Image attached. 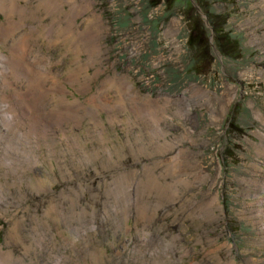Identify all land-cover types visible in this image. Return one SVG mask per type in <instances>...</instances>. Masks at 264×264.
<instances>
[{
	"label": "rangeland",
	"instance_id": "obj_1",
	"mask_svg": "<svg viewBox=\"0 0 264 264\" xmlns=\"http://www.w3.org/2000/svg\"><path fill=\"white\" fill-rule=\"evenodd\" d=\"M93 1L105 32L94 66L68 42L48 37L30 41L31 57L45 59L29 72L21 43L11 50L0 41V246L17 264H89L88 248L96 264H152L136 254L152 245L170 250L172 260L159 259L165 264H264V0H210L214 13L229 16L225 30L243 49L238 61L214 53L205 75L192 69L183 4L166 10L149 0ZM11 4L0 0V26ZM19 4L37 8V0ZM56 12L38 17L51 25L62 20ZM99 68L104 73L94 79ZM114 74L128 77L140 95L170 98L160 126L171 148L155 149L129 123L133 114L113 110L112 118L94 106L92 95ZM115 89L107 88L113 101ZM235 105L242 130L226 133ZM73 110L77 116L67 117ZM181 159L205 179L179 175L193 184L178 185V196L159 206L152 196L136 197L149 170L162 175ZM211 199L208 214L201 212L197 206Z\"/></svg>",
	"mask_w": 264,
	"mask_h": 264
},
{
	"label": "bare ground",
	"instance_id": "obj_2",
	"mask_svg": "<svg viewBox=\"0 0 264 264\" xmlns=\"http://www.w3.org/2000/svg\"><path fill=\"white\" fill-rule=\"evenodd\" d=\"M19 1L20 0H12V4L7 9V12H3L5 14V17H6V22L4 25L0 26V41L4 42L5 46L8 45V47H10L11 50H13L15 44L21 43V45L23 46L21 48L24 50V52H26L23 57H24V59L28 58L27 59V66H29L28 67L29 72L31 70L33 71L34 65L36 67V65L40 64L41 61H43L45 59L42 55H38V53L35 54L36 57H31V55H30L33 53V51H31L32 49L30 47V43H31L30 41H38L39 38L48 40V37H49V38H53L55 42H60V41L68 42L70 44V48L73 50L74 54H75V52H78V53H82V54L86 55V57H87L86 65L87 66H94L95 62H98V57L102 53L100 40L104 38L105 32H104V25H103L101 18H100V14L96 13V11L93 9V6L95 4L93 0H37V8L35 10H32L26 6L20 5ZM23 1L28 2L29 0H23ZM64 5L68 6V10H64ZM3 6H5V5H3ZM2 7H0V10L3 9ZM6 8H7V6H6ZM55 11H57L56 13H60L63 11V16L60 15L61 16L60 19H62V20L61 21L56 20L53 23H51V25H45L43 23L41 17H38V14H42L46 17H50V15L55 13ZM80 18H84V20L82 22L83 25H81V26L77 25V20ZM29 20L37 21L38 26L34 27L33 25L32 26L29 25V23H28ZM53 26H56L57 29L55 28V30H54ZM34 35H36V36H34ZM13 38H15L14 42H12V40H11ZM10 40H11V42L8 44V42ZM67 47H69V45ZM14 49H16V48H14ZM14 52L15 51H13V53ZM74 56H76V55H74ZM74 60H76V59H74ZM77 61H78V59H77ZM22 64H26V62L22 63ZM27 66H25V68L22 69L24 74H25V72H27ZM39 66H41V65H39ZM44 66L45 65H42L41 68H43ZM20 67H22V66H20ZM14 68L16 70V67L13 66V69ZM41 68H39V69H41ZM103 71L104 70H101L99 68L97 70V72L95 73L93 78L96 79L99 76V73H101V74L104 73ZM24 74H22V75H24ZM44 75H45V78L54 79L50 75V72H48V71L47 72L44 71ZM25 76H27V75H25ZM73 77L77 81L76 77L75 76H73ZM24 78H27V77H24ZM89 83H90V81L88 82V80H87L86 86L90 88ZM54 84H55V86H60V85H58V82L56 80H55ZM107 88H108V90H112L113 88L118 89L117 90L118 94H116V98H117L116 101H113L109 97H107V95H106L107 94ZM55 89H56V87H55ZM59 90L62 91L64 89L60 86ZM49 91L53 92L54 87L50 88ZM91 99H92L91 102H94V103H96L95 101H97V99L99 102L101 101L100 103L97 101V104H95L94 106L97 107V109L101 108V110L106 112L107 114L108 113L112 114V118L114 116L113 110H118V112L127 111V112L133 114V118H129V123L132 122L134 124H137L139 126V128H142L143 129L141 131L142 137L145 135L146 138L148 139V142H150L152 144L155 142L156 143V144H154L155 149H157L158 147H163V150H164V149H167L168 147H170V143L167 141H164V139H163L164 132L162 131L161 126H160L161 117L165 116L166 109L168 108L167 104L170 103V98H165L164 101L160 102L161 98L160 99L159 98L153 99L149 95H140L138 92L132 91V83L129 81L128 77H126L125 75L119 76L117 74H114L111 77L110 76L106 77L104 84H103V88L101 87V90L98 92V95L93 94ZM77 106L78 105H74L73 107H77ZM3 108H5V107L3 106ZM87 109L89 110L88 107H87ZM32 110H33V108L27 107V109H24V112L30 113V112H32ZM53 112L54 111H52L51 114ZM75 112H76V110H73L72 113L67 112L68 113L67 117H70V115H72V117H76L77 115ZM57 114H58V112H57ZM59 117H60V115H59ZM63 118H61V119H63ZM4 119H6V121L9 123L13 122V120H11L8 116H4ZM59 125H61V124H59ZM160 139L161 140L163 139V142L160 143L159 142ZM163 150H160V151H163ZM185 151H187V150H185ZM182 174L191 176L192 179H194L193 183H195V181H198L199 183H201L200 181H203L205 179V178L203 179L202 173L198 170V166L195 163L190 164L187 160H183V159H181L179 162H177V160H176V162L170 163V167L165 169V172L162 175L161 174H159V175L156 174L157 176L153 175L152 171L149 170V175L147 177V183L145 182V184H142V186L140 187L141 189H139V191L136 190L137 191L136 197L143 198L145 196H152L155 199H158L157 201H155V204H157L158 206L162 203L161 200L163 201V199L164 200L168 199L169 201H171L172 199H174L178 196V189H177L178 185L183 184L184 186H189V185L193 184L192 182H190L186 178L184 180L182 178L178 179V176L182 175ZM165 176H166V178L167 177L173 178L174 182L169 183V182L165 181L164 185H162L159 178L160 179L165 178ZM186 200L190 201L189 199H186ZM214 203H215V200L211 199L209 202L204 201L203 203H201L200 206H197V207L200 208L201 212L208 214L210 207ZM190 205H192V204H190ZM188 207H190V206H188ZM137 209L145 210L146 206L144 204H142ZM147 209H148V206H147ZM136 212H137V210H136ZM15 243H17V242H15ZM8 246L9 245H7V247ZM21 246H22V244H21ZM83 251H84L83 255L86 258H89V259L92 258V261L89 264H96L97 263L98 259H97L96 251L91 250L90 248L85 249ZM168 251H170V250L168 249ZM168 251H167V248L159 247L157 245H155V246L152 245V247L148 246L147 248H142V249H140V247L136 248L137 258L143 257L147 254L148 257L152 260V264H165L164 262H166V260L165 261L163 260L162 262L159 261V259H161L162 257H168L169 260H172ZM31 252H32V250H31ZM26 254H28V253H26ZM21 259H22V257H21ZM57 263H59V262H57ZM134 263H136V261ZM0 264H17V261H15V262L12 261L10 252L8 250L5 251L3 249V247H1V246H0Z\"/></svg>",
	"mask_w": 264,
	"mask_h": 264
},
{
	"label": "trees",
	"instance_id": "obj_3",
	"mask_svg": "<svg viewBox=\"0 0 264 264\" xmlns=\"http://www.w3.org/2000/svg\"><path fill=\"white\" fill-rule=\"evenodd\" d=\"M149 2L151 8L164 5L166 10H171L178 3L183 4L181 12L188 27L186 44L195 59L193 72L207 74L213 66L214 53L226 61H238L242 58L243 47L240 39L225 30L229 16L214 13L210 0H149ZM202 15L206 16L209 26L205 25ZM210 36L212 41L209 39ZM236 106H233L228 114L226 133L240 132L241 128L235 119ZM227 153L231 157L233 152L228 149Z\"/></svg>",
	"mask_w": 264,
	"mask_h": 264
},
{
	"label": "water",
	"instance_id": "obj_4",
	"mask_svg": "<svg viewBox=\"0 0 264 264\" xmlns=\"http://www.w3.org/2000/svg\"><path fill=\"white\" fill-rule=\"evenodd\" d=\"M197 10L199 11V9L197 8ZM200 12V11H199ZM202 18L204 19V22H205V25L206 26H209V23H208V20H207V18H206V16L205 15H202ZM210 41H212V36H210Z\"/></svg>",
	"mask_w": 264,
	"mask_h": 264
}]
</instances>
